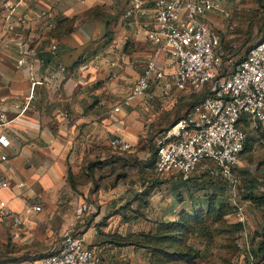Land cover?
<instances>
[{
  "label": "crops",
  "instance_id": "crops-1",
  "mask_svg": "<svg viewBox=\"0 0 264 264\" xmlns=\"http://www.w3.org/2000/svg\"><path fill=\"white\" fill-rule=\"evenodd\" d=\"M148 1L150 14L145 20H152V0ZM226 2L232 7L229 0ZM2 4L0 0V106L10 123L0 126V138L4 136L9 142L6 147L0 142V179L10 186H0V202H5V210L22 216L24 224L15 226L10 218L3 216L0 207V231L17 234L47 220L57 211L55 201L69 184V171L74 176L92 173L77 183L90 189L98 176L104 182L109 180L102 185H110V192L102 196L103 191L98 187L104 203L88 218H84L86 211L79 208L76 212L77 226L86 243L97 250L106 264H150L145 247L121 243L128 234L136 232L128 226L142 220L126 210L127 206L140 202L144 190L138 184H125L123 194L115 195L128 155L112 150L108 141L119 135L135 147L144 129L155 119L160 120L164 110L173 108L179 97L177 91L167 92L164 82L159 81L150 88L152 99L139 98L130 106L114 110L149 60L156 58L160 68L170 70L164 53L157 54L146 29L126 17L129 0H31L35 11H49L62 19L54 32L45 31L41 35L40 56L47 61L58 59L68 66L66 74L57 75L55 91L70 104L52 99L41 86L36 88V98L29 103L27 67L19 68L16 64L18 47L4 44ZM34 10L28 12L31 18ZM51 40L59 44L57 58L48 49ZM36 69L39 74L44 71L43 66L37 65ZM64 112L66 117L62 115ZM239 165L243 170L247 163L242 160ZM258 190L257 185L250 189L254 195ZM244 201L247 223H254L253 226L258 223L260 227L252 234L255 248L262 235L264 217L256 204ZM33 205H40L41 211L28 208ZM162 216L170 218L174 214L168 211ZM59 246L60 243L52 251ZM255 263L264 264V257H258Z\"/></svg>",
  "mask_w": 264,
  "mask_h": 264
},
{
  "label": "built area",
  "instance_id": "built-area-1",
  "mask_svg": "<svg viewBox=\"0 0 264 264\" xmlns=\"http://www.w3.org/2000/svg\"><path fill=\"white\" fill-rule=\"evenodd\" d=\"M148 2L129 0L125 15L146 29L147 38L157 47V54L164 53L165 64L170 70L160 68L156 58L149 60L114 110L130 106L139 98L152 99L150 88L159 81L164 82L167 92L174 89L182 96L190 97L189 109L154 138L155 171L182 180L203 173L222 180L239 222L246 225L248 218L242 198L245 187L238 166L249 134L264 131V31L244 58L233 66L232 50H225L222 42L225 32L235 28L232 7L226 0H152L153 18L145 20L150 14ZM2 6L4 44H15L19 49L17 66L27 67L29 103L36 98V88L41 86L52 99L70 104L55 91L57 75L66 74L68 66L58 59L47 61L40 56L43 50L41 35L53 31L60 18H55L49 11H35L31 0H3ZM33 10L34 18H31L28 12ZM213 14L229 20L227 30L213 26ZM48 49L55 58L58 57L60 47L56 40H51ZM225 58H228L227 62H224ZM37 65L44 67L42 74L37 72ZM62 115L67 116L65 112ZM9 123L0 106V126ZM0 142L5 147L9 145L4 136ZM108 146L122 154L134 149L131 142L119 135L111 137ZM0 186L7 188L10 184L0 179ZM0 207L3 216L10 218L15 226L24 224L22 216L4 209L5 202H0ZM28 208L37 212L42 207ZM80 210L88 211L90 207L84 205ZM246 245L253 264L248 238ZM27 264L106 263L100 259L97 250L86 243L82 233L71 227L64 231L58 248Z\"/></svg>",
  "mask_w": 264,
  "mask_h": 264
},
{
  "label": "rangeland",
  "instance_id": "rangeland-1",
  "mask_svg": "<svg viewBox=\"0 0 264 264\" xmlns=\"http://www.w3.org/2000/svg\"><path fill=\"white\" fill-rule=\"evenodd\" d=\"M229 1L233 4L232 21L235 23V28L225 32L222 42L224 46L232 48L234 66L236 60L247 53L264 30V3L262 1L260 5L258 0ZM213 20L216 29L227 30L229 20L218 14H213ZM226 59L228 60L225 58L224 62L227 61ZM176 95L179 97L173 108L164 110L160 114L163 116L160 120L155 119L150 123L144 129V134L133 152L126 153L127 165L121 170L123 178L119 180L121 185L115 189V195L119 196L124 192L125 184H130L129 186L138 184L143 188L142 190L149 191L150 197V199L149 197L145 200L141 199L133 205L128 204L131 207L127 206V214L142 215L139 216L142 220L130 224L128 229L147 233L149 236L151 234L167 236L156 237L153 240H147L142 236L135 238V242L144 240L147 244L146 252L150 264H247L246 239L248 238L250 245L253 246L252 234L259 230L258 223L254 226V223H247L242 232L239 229L235 210L227 203L218 188L215 190L210 187V183L203 182L197 175L185 182L169 174L159 175L154 170L155 136L172 126L192 103L190 97L182 96L178 92ZM152 111L155 113L156 110L152 109ZM249 138V148L241 157V161L246 162L247 166L242 170L239 165L238 173L242 181L254 180L259 188L258 194H262L264 193V141L253 133H250ZM91 175L92 173L78 174L76 182L69 180V184L55 201L57 211L51 213L47 220L38 222L34 227H27L22 232L18 231L17 234H12L8 230L0 231V264H27L29 260L50 253L61 242L67 228L74 227L82 232L77 226L79 223L77 210L84 205L89 206L90 210L84 214V218H88L92 213L98 212L101 203H104L98 187L103 191L102 196H107L110 192V185L106 187L102 185L109 180L104 182L98 176L97 179L92 176L91 179H94L95 184L90 189L77 183ZM256 206L264 217V205ZM115 207L119 208V206ZM133 209L137 213H134ZM168 211L171 215L174 214V219L162 216ZM163 223L173 224L165 226L162 225ZM46 240H49L48 243Z\"/></svg>",
  "mask_w": 264,
  "mask_h": 264
},
{
  "label": "trees",
  "instance_id": "trees-1",
  "mask_svg": "<svg viewBox=\"0 0 264 264\" xmlns=\"http://www.w3.org/2000/svg\"><path fill=\"white\" fill-rule=\"evenodd\" d=\"M262 1H263V3H264V0H258V3L260 4V5H262ZM62 22V19H60L59 20V22H58V25H57V27L59 26V24ZM57 27L54 29V31L57 29ZM53 31V32H54ZM264 31V30H263ZM262 31V32H263ZM223 47H224V49L225 50H228V49H231L232 50V48L230 47V48H228V47H226V46H224L223 45ZM248 52V51H247ZM235 55V54H234ZM246 55V54H245ZM244 55V56H245ZM244 56H242V57H240L238 60H236V63L237 62H239L242 58H244ZM227 60V59H226ZM227 62V61H226ZM226 67V66H225ZM253 134H255V135H257L260 139H261V141H264V131L263 132H259L258 134L257 133H253ZM250 134H249V136H248V140H247V142H246V147H245V150H244V152L242 153V155L248 150V148H249V140H250ZM155 147V146H154ZM154 156H155V158H154V160L155 161H153V163H154V170H155V165H156V155H155V153H154ZM197 176H199V178H201L202 179V181L203 182H208V183H210V187L212 186V188H215V190L218 188V190H220V192L222 193V195H223V197H225V199H226V201H227V203L228 204H230V202H229V200H228V197L226 196V190H227V188H226V185H225V183L222 181V180H217V179H214V178H212L211 176H209L207 173H203V174H196ZM195 175V176H196ZM77 177L76 176H74L73 175V173L71 172V171H69V174H68V180H74L75 181V179H76ZM191 179V178H190ZM189 179V180H190ZM182 180V179H181ZM241 180H242V178H241ZM185 182H187L188 180H184ZM76 182V181H75ZM243 182V185H244V187H245V192L242 194V198H243V200H251L254 204H256V205H258V206H261V205H264V193H262V194H257V195H254L253 194V192L252 191H250V189H252V188H254V186H256V184L254 183V180H244V181H242ZM208 186V187H209ZM145 191V190H144ZM149 191L147 190V191H145V192H142V194H140V201H141V199H146L147 197H149ZM146 202V201H145ZM147 203V202H146ZM231 205V204H230ZM232 206V205H231ZM232 208H233V206H232ZM234 209V208H233ZM135 213H137L136 211H135ZM137 216H142V215H140V214H137ZM173 223H171V224H168V223H163L162 225H165V226H170V225H172ZM239 229L240 230H242V232L244 231V227H245V225L244 224H242L241 222H239ZM261 238H260V240L258 241V243H257V246L254 248V247H252L251 246V249H250V252L252 253V255H253V258H254V262H253V264H256L255 263V261H256V259L258 258V257H261V256H263L264 257V228H263V230H262V232H261ZM138 236H142V237H144V238H147V240H153V238L155 239L156 237L157 238H159V237H167V236H155L154 234H151V236H149L147 233L146 234H143L142 232H133V233H130V234H128L126 237H124V239L122 240V242L121 243H128V244H130V243H134L135 245H137V246H141V247H145V248H147L148 246H147V244L145 243V241L143 240L142 242H135V238L136 237H138ZM130 238H134L133 240H130ZM246 260H247V264H251L250 263V256H249V254L247 253V256H246Z\"/></svg>",
  "mask_w": 264,
  "mask_h": 264
}]
</instances>
